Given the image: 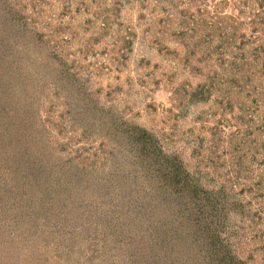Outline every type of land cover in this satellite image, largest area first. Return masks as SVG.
<instances>
[{
  "label": "rangeland",
  "instance_id": "1",
  "mask_svg": "<svg viewBox=\"0 0 264 264\" xmlns=\"http://www.w3.org/2000/svg\"><path fill=\"white\" fill-rule=\"evenodd\" d=\"M240 1L29 5L53 51L39 41L2 50L0 94L8 81L15 88L9 91L23 77L32 83L37 123L51 144L46 178L55 189L59 180L66 186L55 203L68 205L58 214L49 199L38 210L43 227L20 241L22 257L38 264H167L171 256L181 264L186 256L202 264L207 242L193 222H182L174 208L180 201L160 190L127 136L112 128L123 118L156 133L210 198L231 207H224L222 227L230 249L248 264H264V75L255 74L260 63L251 51L264 40L240 49L242 32L252 30L241 24L250 16L239 13ZM165 221L174 233L161 252L149 234L161 231L163 240Z\"/></svg>",
  "mask_w": 264,
  "mask_h": 264
},
{
  "label": "trees",
  "instance_id": "2",
  "mask_svg": "<svg viewBox=\"0 0 264 264\" xmlns=\"http://www.w3.org/2000/svg\"><path fill=\"white\" fill-rule=\"evenodd\" d=\"M38 2L40 0H32L31 4L25 0H0V53L2 50L4 53L13 52L16 44L21 46L19 48H23L22 41L28 45L39 41L47 50H50L49 47L52 48L50 39L44 37V31L39 29V22L32 14ZM64 2L65 8L74 4V0H64ZM234 4L239 8V13L250 16L248 19H243L241 24L245 28L252 27L250 33L248 30L242 32L243 43L240 49H246L255 42L264 40V0H241ZM29 5L33 8L31 13H27ZM249 6L253 7L251 12H248ZM38 9L43 12V9ZM251 51L255 54L256 63H260V66L255 67V74L264 75V42L258 43ZM241 55L246 56L245 51ZM20 76L23 77L19 74ZM9 82V86L15 89L11 81ZM209 83L216 82L211 79ZM31 86L32 83H26L23 77L22 85L15 86L17 91H9L10 87H8V89L5 88L7 94H0V171L4 176L0 178V233H2L0 264H20V259L21 264H38L37 259L30 261L27 256L22 257L24 253L19 252L18 244L21 240L29 242L30 235L38 233L39 228L43 227L41 223L43 216L39 214V211H42L51 201L55 203V198L59 194L60 197L62 196L61 190L66 189L60 180L57 181L58 188H53L54 181L51 182L49 178H46L48 167L51 168L46 160L49 150L47 148L51 147V144L48 139L42 138V134L45 133L37 123L40 116V109L36 106L38 98L34 96L36 91L34 89L32 91ZM16 92L17 94H14ZM23 95L26 98L22 97ZM193 96H198L197 91L193 93ZM21 98L24 101H21ZM112 128L127 136L133 155L136 157L135 160L142 161V167L148 176L157 179L155 182L159 183L160 190L168 193L174 201H180L174 208L177 207L175 210L180 213L181 220L184 217L182 222L187 225L193 222L196 225L198 238L203 237L207 242V245L201 248L204 254L202 264L204 262L205 264H248L230 249L231 236L227 238L223 235V219L227 216V210L224 208L227 206L226 203L223 201L220 206L215 199L210 198L208 195L210 191L192 179L184 160L175 153L167 151L156 133L145 127L117 118L114 119ZM50 193H53V197ZM3 201L6 202L3 203ZM67 205L62 202L56 206L55 203L53 208L61 214ZM228 208L231 210V207ZM165 224H160L161 230L168 227V222L165 221ZM164 231H166L165 238L161 241L159 240L161 231L157 230L156 233L149 234V239L156 241V250L161 252L167 251L168 245L165 240L168 235L174 233L172 228L169 230L166 228L162 232ZM13 242L17 248L12 245ZM206 247L209 248L208 251H205ZM3 250H7L6 253L3 254ZM32 255L40 256L35 249ZM39 256V260L43 258ZM169 258L172 259L167 264H179L176 258L171 256ZM185 258L186 256L182 258L181 264H190L187 263L188 257L186 260ZM156 262L161 264L159 260Z\"/></svg>",
  "mask_w": 264,
  "mask_h": 264
}]
</instances>
